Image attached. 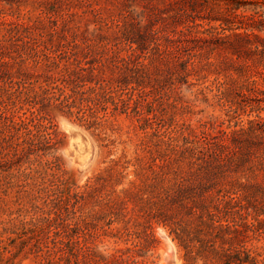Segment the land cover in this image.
Returning a JSON list of instances; mask_svg holds the SVG:
<instances>
[{
	"label": "rangeland",
	"instance_id": "1",
	"mask_svg": "<svg viewBox=\"0 0 264 264\" xmlns=\"http://www.w3.org/2000/svg\"><path fill=\"white\" fill-rule=\"evenodd\" d=\"M2 18L33 26L19 38L0 31V264H40L18 253L13 231L56 214L73 230L79 222L80 239L98 253L120 249L113 264H222L210 250L223 232L206 222V210L236 178L244 207L235 204L234 212L247 245L264 255V169L255 172L264 160V0H0ZM64 19L70 30L56 31ZM123 25L145 42L141 49H127ZM154 31L163 44L164 33L175 36L178 52L164 57ZM36 49L68 51L77 68L63 77L69 92L86 98L91 86L107 83L108 94L97 89L94 103L71 110L60 105L58 89L47 98L40 85L64 70L45 57L36 64ZM220 87L236 100V117L218 101ZM138 88L151 91L139 103L142 120L120 102ZM25 113L40 116L42 127L10 128ZM211 118L226 129L253 120L262 133L242 137L232 172L224 174L219 158L198 160L199 170L177 151L196 145L194 134ZM175 155L181 160L164 166Z\"/></svg>",
	"mask_w": 264,
	"mask_h": 264
},
{
	"label": "trees",
	"instance_id": "2",
	"mask_svg": "<svg viewBox=\"0 0 264 264\" xmlns=\"http://www.w3.org/2000/svg\"><path fill=\"white\" fill-rule=\"evenodd\" d=\"M0 20V23L2 24L0 27V31H4L3 36L5 38H19L23 37L24 35H28L31 32V27L33 26L31 20L20 21L17 19L13 20L7 18H2ZM65 20L66 19L63 20L61 26L58 25L56 31L58 30V28H64L65 32L70 30V24ZM118 29V31H120V34H117H119V38L122 39L121 41L125 44L129 51L131 50L132 52H135L138 49H141L140 44H144V41L138 44L134 37L131 36V30L127 28L124 29V25L123 27L120 26ZM158 33L159 31H154L152 33V39L157 44L158 50L163 53V56L167 57L174 52L177 53L180 49V44L176 42L177 40L174 38L175 36H169L168 33H164V36H168L169 42L167 44H163L158 41ZM235 34L239 37L242 35L241 33L237 32H235ZM74 44H78L77 40ZM104 46H106V44ZM85 48L91 51L92 43L87 42ZM33 53V61L36 64L42 62L43 60L41 59L45 57L48 59V61H51L57 64L59 67L61 66L63 68V76H61L60 74L53 75V80L48 81L46 86H43L42 84L40 85L42 93H45L47 95V98L49 99H52L54 89H58L60 92L58 97L59 103L63 107H67L71 110L73 106H77V102L83 105V102L85 100L86 102L94 103L95 100L98 99L96 98V96L98 97V95H96L97 89H99V91L97 90L98 94L106 95V93L108 92L109 86L107 83L98 84V88L96 86H91V89L95 90V93L93 94L94 96H88L86 98L82 96L79 97L78 92L72 86L71 88L74 89L73 92L68 91L69 86L67 85V82L63 79V77L65 76V78L67 79L69 72L72 73L77 68H73L74 63L71 62V56L67 50L61 51V49H50L41 53L36 49L35 51H33ZM196 55L197 53L192 54L193 57H195ZM193 57H191V54H189L190 60L193 59ZM95 59H99L98 56L95 55ZM179 60L181 61L182 59L179 57L177 59V62ZM70 62L72 65H70ZM65 70H67V72ZM260 73L264 74V72L261 70ZM51 77L52 75H49L48 78ZM61 79L64 80L62 81V84L58 83V81ZM249 81L257 83L256 79H251ZM138 89L139 90L137 91L134 90L133 93H129L128 98H124V95L122 94L120 96V102L126 111H135L136 113H138V120H142L141 113H146V111H143L140 108L139 103L141 102V100L142 102L144 100L149 102L151 91H146L143 88ZM227 95V91L220 87L219 93L217 94L218 101L226 106L225 108L227 113H234L236 117V113H239L236 100L228 97ZM88 105L91 106V104ZM82 109L83 107H80V110ZM39 117L36 116V113H31V116H28L25 113L24 117L20 115V121L12 119L10 128L16 130L27 128L28 133H30L31 131L29 128H31V122L35 121V127H42L39 122H36V119H39ZM213 120L214 119L211 118L204 121L200 128V131L194 134V139L191 142L196 143V145H182V148L180 149V146L177 151L181 150L179 152L181 154L180 157L183 156L189 159L186 162L187 165H192L193 167L194 165L197 167L200 166L198 168L199 170H201L203 166L199 162L200 159H207V162L210 159L219 158L220 160H223V164L224 161L226 162V168L225 170H223L224 174L232 172L233 169L238 168V163L235 160L240 155L242 137L245 136L246 140H249L253 136L256 137L262 135V133L258 132L260 128L254 126L253 120H249V126L247 128L245 126L237 127L239 125V123H237L233 128L229 126V129L223 128L222 125L218 123V120ZM27 125H29V127ZM187 142H190L188 138ZM187 153L188 156H185L187 155ZM180 157L176 155L173 156L172 159L170 158L166 161V163H164V166L171 165L170 169H172V167H174L172 166L173 159L181 160ZM193 167L189 171V174L190 172L196 173V171L193 170ZM232 167L234 168L231 170ZM261 169H264V160H260L258 165L255 166V172ZM174 171L177 172L176 170ZM181 174V172L178 173V175ZM233 183L234 184L225 189V193L224 195H222V197L224 198L216 199L215 205L206 210V214L208 215V219H206V222H211V225H213L215 229H218V232L222 231V239L224 240L217 247H211L212 249L210 250V252H213L216 255L224 258L222 264H264L263 253L255 247H249L245 241L244 228L246 227V225H241L242 223L238 221V217L234 212L235 204H242L244 193L239 191V179H233ZM241 204L239 205L244 207V204ZM60 218L61 215L56 214V216H54L53 218H34L30 221H22L23 226H20L13 231L20 239V243L18 244V253L33 255L35 260L40 264H94L101 261H103L105 264H113L112 260L121 258L122 254H119L120 249L108 255L98 253L95 249L96 247L80 239V236L78 235V229L80 228L79 222L75 223L77 226L75 227V230H73L71 227V223L69 224L65 222L64 220H62V218L61 222H56L60 220ZM216 221L220 223L217 225ZM73 231H75L76 233H73ZM23 233H25L26 235L22 236ZM240 237L244 238L240 239ZM13 253L14 251L12 249L11 254Z\"/></svg>",
	"mask_w": 264,
	"mask_h": 264
},
{
	"label": "bare ground",
	"instance_id": "3",
	"mask_svg": "<svg viewBox=\"0 0 264 264\" xmlns=\"http://www.w3.org/2000/svg\"><path fill=\"white\" fill-rule=\"evenodd\" d=\"M161 231V233H162V230H160ZM164 234V233H163ZM169 248L171 249V251L173 250V244H171V242L169 241ZM169 248H168V251H169ZM170 251V252H171ZM174 251V250H173ZM169 254V253H168ZM172 254H174V252L172 253ZM168 257V256H167ZM170 262V261H169Z\"/></svg>",
	"mask_w": 264,
	"mask_h": 264
}]
</instances>
